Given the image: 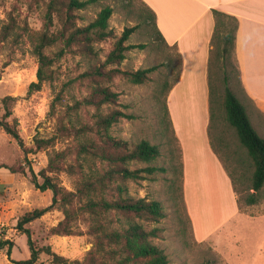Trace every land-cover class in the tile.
<instances>
[{
	"label": "rangeland",
	"instance_id": "obj_1",
	"mask_svg": "<svg viewBox=\"0 0 264 264\" xmlns=\"http://www.w3.org/2000/svg\"><path fill=\"white\" fill-rule=\"evenodd\" d=\"M49 2L0 0V117L7 110L3 99L8 95L14 97L8 100L13 113L8 120L20 134L17 140L0 125V240L7 241L5 248L0 249V264H54L46 252H40L35 263L27 262L31 257L28 232L37 248L50 245L55 252L80 260L92 252L96 253L97 264H102L97 252L98 227H118L125 216L113 209L92 215L79 189L87 174L104 172L112 164L88 149H102L98 116L114 107L134 117L114 122L108 130L110 135L127 141L130 147L142 139L161 146V155L151 163L167 170L157 171L150 179H128L127 185L135 196L147 195L162 201L166 216L157 224L162 227L163 237L153 241L169 255L168 264H264V186L257 203L245 202V197L254 192V162L227 119L223 67L215 54L210 134L239 191L236 193L240 210L252 219L240 216L207 241L199 242L188 211L190 193H184L180 144L165 107L168 89L181 69L177 47L169 46L159 36L152 12L141 0H100L75 10L70 21L63 10L50 15ZM106 5L114 8L109 19L111 34L104 40H93L91 50L80 39L69 43L67 36L73 22L80 27L88 25ZM160 20L163 24L162 15ZM131 26L137 28L128 43H143L145 47L127 50L122 61L110 63L108 55L115 42ZM43 34L57 36L43 49L50 59L46 68L49 78L41 89L29 91L30 83L37 80L40 65L35 45ZM234 62L230 54L231 72ZM152 66L156 69L141 83L134 82L128 74ZM95 67L100 69L99 75H84ZM102 86L118 93V104L97 106L88 101ZM232 87L241 97V89ZM259 130L264 137V130ZM37 139L42 148H37ZM51 157L54 168L48 174L62 187V193L72 192V201L67 205L60 200L53 203L52 190H42L32 181V170L37 174L47 168ZM145 165L148 163L144 161L129 163L131 169ZM38 179L42 182L40 176ZM104 194L112 198L118 192L110 185ZM47 206L50 210L41 217L18 227L25 213ZM65 209L70 211V219L62 228L71 232L53 233L52 229L65 219ZM143 223L148 228L154 225L148 220ZM107 242V247L113 245Z\"/></svg>",
	"mask_w": 264,
	"mask_h": 264
},
{
	"label": "trees",
	"instance_id": "obj_2",
	"mask_svg": "<svg viewBox=\"0 0 264 264\" xmlns=\"http://www.w3.org/2000/svg\"><path fill=\"white\" fill-rule=\"evenodd\" d=\"M98 1L100 0H50L49 13L51 15L53 11L63 10L67 19L70 21L72 20V17H75V10L83 9ZM143 3L147 5L145 2ZM148 8L152 12L153 19L156 21L155 11L149 6ZM113 12V6L106 5L101 9L97 17L88 25L80 27L73 22V27L67 36L68 42L70 43L80 39L84 42V44H86L87 50H91L93 47V40H104L111 34L109 19ZM213 14L215 17V28L211 39V49L208 63L210 93L212 91V58L215 54L217 62H221L223 67L224 82L226 84L224 104L227 119L236 129L240 142L243 146H245L254 162L251 186V188L254 189V192H250L245 197V202L247 204H255L258 201V194L264 186V137L259 134L253 125L246 106L238 95L236 89L232 87V85H235L243 92L241 73L238 60L235 55V38L239 20L236 16L218 9H213ZM136 28L137 26L127 27L122 32V35L115 42L114 48L108 55L110 63L122 61L126 57L127 50L145 47V44L143 43H128L131 34L136 30ZM156 30L159 36L165 41L157 23ZM56 37L57 36L53 38L49 37L47 34H43L41 39L35 45V53L39 58L40 65L37 71V80L30 83L29 91L41 89L44 82L49 78L46 68L50 65V59L48 55L44 53L43 49L44 46L50 44L53 40H56ZM230 54H232L235 59L234 72L230 71L228 65ZM155 69L156 67L152 66L146 69L128 72V74L131 75L134 82L141 83L147 78V74ZM181 69L177 78L169 87V91L173 84L178 81ZM100 72V69L95 67L92 71L85 72L84 75H99ZM13 98L14 97L8 95L3 99L7 110L5 111L3 117H0V125L8 134L12 135L17 140H20L18 130L14 127V125H12L10 120H8V117L13 114L12 110L8 107V100ZM88 101L97 106H101L104 103L118 104V93L112 91L107 86L98 87L97 90L92 93ZM165 107L167 114L170 116L167 100ZM122 117L130 119L134 117V114L123 111L118 107H114L107 114L98 116L97 127L101 135L103 147L101 150L99 149V146L88 150L89 152L97 154L98 156L110 161L112 164L104 172L95 171L87 174L85 181H83L81 188L79 189V194L85 199L86 206L92 215H98L102 211H109L113 209L117 213L125 216L124 221L120 223L118 227H114L113 229H108L104 226L98 227L100 234L97 248V252L100 255L99 261L102 264H110L109 261H112L114 264H168L170 261L169 255L164 248L153 241V238L163 237L162 227L157 224L161 218L166 216V211L162 201L157 198H150L147 195L135 196L130 193L127 185L128 179H150L153 178V175L157 171L167 170L164 166L154 165L151 163L161 155V146L160 144L152 143L147 139H142L130 147L127 141L110 135L108 130L114 122ZM175 137L178 140L176 133ZM36 145L37 148L43 147L41 141L38 139ZM85 146L88 147L87 145ZM179 148L182 152L181 145H179ZM133 161H144L147 162L148 165L131 169L129 167V163ZM53 168L54 158L51 157L47 168L42 169L37 174L32 170V181L42 190H52L53 203L60 200L64 205H67L72 201V192L65 191L62 193V187H60L58 183L54 181L53 177L48 174V171H52ZM39 176L42 178V182L39 181ZM232 181L234 185V180ZM110 185L116 192H118V194L112 198H109L104 194ZM234 188L238 193L239 191L236 190L235 185ZM237 200L239 204L240 198ZM50 206L35 208L34 210L25 213L18 221V227L23 228L25 223L41 217L48 210H50ZM69 219L70 211L65 209V219L60 221L59 224L52 229V232L58 234H69L71 232L70 229H63L64 227L62 228V226L67 223ZM143 220L152 221L154 225L148 228L143 223ZM107 240L109 245H113L107 247ZM28 243L31 249V257L29 261H27L29 263H35L38 260V254L40 252H46L51 257V262L54 264L98 263L96 253L94 254L92 252L89 256L80 260L65 257L64 255L52 250L50 245L37 248L33 243L30 232H28ZM6 244V240H0V249L5 248ZM10 244L12 245L13 243Z\"/></svg>",
	"mask_w": 264,
	"mask_h": 264
},
{
	"label": "crops",
	"instance_id": "obj_3",
	"mask_svg": "<svg viewBox=\"0 0 264 264\" xmlns=\"http://www.w3.org/2000/svg\"><path fill=\"white\" fill-rule=\"evenodd\" d=\"M142 1L155 11L165 42L181 54V74L167 94V105L182 148L184 193L188 190L191 197L188 211L195 238L204 242L240 216L252 219L239 208L231 175L210 134L208 63L215 28L213 9L239 20L235 55L243 86L240 98L263 135L259 128L264 130V0Z\"/></svg>",
	"mask_w": 264,
	"mask_h": 264
},
{
	"label": "built area",
	"instance_id": "obj_4",
	"mask_svg": "<svg viewBox=\"0 0 264 264\" xmlns=\"http://www.w3.org/2000/svg\"><path fill=\"white\" fill-rule=\"evenodd\" d=\"M0 184H1V181H0Z\"/></svg>",
	"mask_w": 264,
	"mask_h": 264
}]
</instances>
